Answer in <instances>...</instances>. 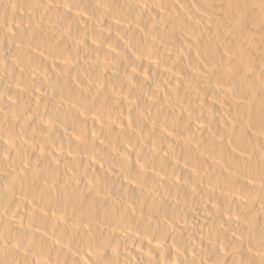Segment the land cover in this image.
I'll return each instance as SVG.
<instances>
[{"label": "bare ground", "instance_id": "obj_1", "mask_svg": "<svg viewBox=\"0 0 264 264\" xmlns=\"http://www.w3.org/2000/svg\"><path fill=\"white\" fill-rule=\"evenodd\" d=\"M0 264H264V0H0Z\"/></svg>", "mask_w": 264, "mask_h": 264}]
</instances>
